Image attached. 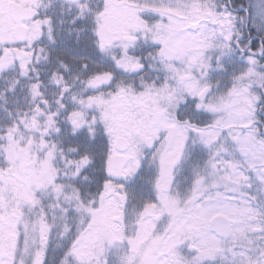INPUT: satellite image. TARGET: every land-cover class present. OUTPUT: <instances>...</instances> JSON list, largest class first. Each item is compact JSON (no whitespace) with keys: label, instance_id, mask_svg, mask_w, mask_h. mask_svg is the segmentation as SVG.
<instances>
[{"label":"snow or ice","instance_id":"1","mask_svg":"<svg viewBox=\"0 0 264 264\" xmlns=\"http://www.w3.org/2000/svg\"><path fill=\"white\" fill-rule=\"evenodd\" d=\"M0 264H264V0H0Z\"/></svg>","mask_w":264,"mask_h":264}]
</instances>
